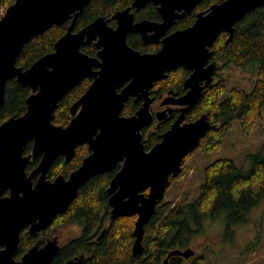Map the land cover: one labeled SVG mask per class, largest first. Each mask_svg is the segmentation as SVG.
<instances>
[{
	"label": "water",
	"instance_id": "95a60500",
	"mask_svg": "<svg viewBox=\"0 0 264 264\" xmlns=\"http://www.w3.org/2000/svg\"><path fill=\"white\" fill-rule=\"evenodd\" d=\"M203 0H134L111 19L99 17L74 32L76 20L90 0H15L0 17V108L10 80L28 87L22 115L0 124V264H52L60 253L58 238L38 240L19 259L20 235L30 237L46 230L66 212L79 189L91 178L119 169L107 188L110 218L134 217L131 247L133 257L143 254L145 225L164 198L171 179L182 172V163L215 126L206 114L185 121L213 84L219 68L210 61V50L221 33L230 42L235 24L264 6V0H223L196 14L192 25L169 33L176 22L190 14ZM156 7L160 21L135 20L147 5ZM70 20L66 33L56 41L53 52L30 67L17 66L24 46L52 26ZM169 33V34H168ZM129 34L140 35L145 45L160 44L154 53H142L127 43ZM92 45L89 56L82 48ZM178 68L191 71L184 81L187 92L170 102L181 106L170 128L145 150L142 129L152 122L148 98L155 83ZM84 79H92L85 93L70 108L66 126L53 124L58 103ZM143 100L131 116L122 115L125 103ZM169 103V102H167ZM32 143L30 154H25ZM87 146L88 155L67 177L53 180L48 171L58 157L69 162L77 147ZM40 158L30 172V160ZM191 248L169 251L172 257L189 259ZM86 256L64 264H84Z\"/></svg>",
	"mask_w": 264,
	"mask_h": 264
},
{
	"label": "trees",
	"instance_id": "16d2710c",
	"mask_svg": "<svg viewBox=\"0 0 264 264\" xmlns=\"http://www.w3.org/2000/svg\"><path fill=\"white\" fill-rule=\"evenodd\" d=\"M14 1L0 0V17ZM133 1L90 0L76 20L74 32L83 29L99 17L111 19L117 11L130 7ZM221 1L223 0H203L190 14L177 21L171 31L192 25L197 13L206 11L211 5ZM141 19L159 21L156 7L149 4L135 13V20ZM69 25L70 20L60 26H52L33 38L24 46L17 59V66L27 69L39 58L53 52L54 44L66 33ZM109 25L114 27L115 21L111 19ZM227 39L228 34L221 33L210 49L212 51L210 61L220 64L216 76L221 77L218 71L232 65L244 71L255 68L256 78L250 90L234 87L228 89L223 78L205 88L201 100L186 116V121L191 122L206 114L210 123L215 126L207 132L196 148L204 153L217 152L221 149L234 120H238L243 132L248 134L253 131L258 120L264 123V6L238 21L234 26L232 40L227 42ZM127 43L142 53H153L160 47L155 44L145 45L137 34L129 35ZM82 51L92 57L97 55L92 45L82 48ZM179 72L183 73V70L170 73L169 77L177 78L174 76ZM90 83V79H84L64 96L55 110L53 124L66 126L69 123L71 106L85 93ZM30 94V88L14 80L8 81L4 105L0 108V124L12 116L23 114L26 110V99ZM224 95L228 96L222 99ZM136 109L137 105L129 99L122 110V115L131 116ZM169 127L170 121L166 119L157 126L142 129L145 149L149 150L155 145L159 141L158 135L166 132ZM31 149L32 143L29 142L25 154H30ZM87 155V146L82 145L76 148L69 162L58 157L48 172V178L53 180L58 175H69L80 166L82 159ZM188 156L182 163V174ZM39 161L40 158L30 160L26 172L30 173ZM250 161L251 168L244 173L232 160L219 158L205 167L204 180L197 198L184 204L167 202L163 198L144 227L143 254L140 257H133L131 254L136 217L115 220H111L110 217L109 220L107 217L109 212L107 188L119 169L118 165L115 170L96 175L84 184L68 210L58 215L46 230L33 237L24 230L20 235L15 258L19 259L38 240L44 243L57 236L60 228L66 225H79L82 227L81 236L66 242L52 264H64L82 255L86 256L84 264H163L169 251L189 247L192 235L201 231L205 219L214 221L224 215L226 230L245 221L250 210L264 197V140L260 151L251 155ZM177 178L171 179L169 188ZM101 212H104V216H101ZM105 218L109 225L103 230L106 226L103 224ZM100 234L102 236L98 242H90L91 238H97ZM169 264H205V258L172 257Z\"/></svg>",
	"mask_w": 264,
	"mask_h": 264
},
{
	"label": "rangeland",
	"instance_id": "374dc122",
	"mask_svg": "<svg viewBox=\"0 0 264 264\" xmlns=\"http://www.w3.org/2000/svg\"><path fill=\"white\" fill-rule=\"evenodd\" d=\"M2 12V11H1ZM220 64H218L219 66ZM228 89L250 90L255 80V68L246 71L228 65L219 71ZM224 95L222 99L227 98ZM264 140V123L261 120L251 133H244L238 120L228 130L221 149L204 153L195 149L186 158L185 170L164 194V200L184 204L197 198L204 180V169L219 158H227L248 172L250 156L258 153ZM185 160V159H184ZM79 232L75 226L59 229L57 238H71ZM189 248L195 256H204L205 264H264V197L253 207L245 221L226 230L225 216L212 221L205 219L201 231L192 235Z\"/></svg>",
	"mask_w": 264,
	"mask_h": 264
},
{
	"label": "flooded vegetation",
	"instance_id": "af4514ba",
	"mask_svg": "<svg viewBox=\"0 0 264 264\" xmlns=\"http://www.w3.org/2000/svg\"><path fill=\"white\" fill-rule=\"evenodd\" d=\"M140 12V11H139ZM134 16H135V13H134ZM142 20V19H141ZM139 21V20H137ZM160 21V20H159ZM115 25H116V22H115ZM115 27V26H114ZM172 32L171 30L169 31V33ZM168 33V34H169ZM129 35H136V34H129ZM128 35V36H129ZM140 36V35H139ZM142 39V38H141ZM149 45V44H148ZM155 45H159L161 46L160 44H155ZM160 49V47H159ZM158 49V50H159ZM157 52V51H156ZM146 53V52H145ZM154 53V52H153ZM182 69L183 70V73L179 72L177 74V76H174V77H177V78H170L169 75L168 77L169 78H166L164 80H161L157 83H155V85L153 86V88L150 89L149 91V95H148V98H150L152 100L150 106H149V110H150V113L152 114V122L149 126H146L144 127L143 129H147V128H150L152 127L153 125H158L160 124L161 121L163 120H166L168 119L170 121V126L171 124L174 122V120L177 118V116L179 115L180 113V109H181V106L179 105H176V104H173V103H170L171 101L174 102L176 101L177 98L183 96L187 90L184 88V81L190 76L191 74V71L189 70H185L183 68H178L177 70H180ZM176 70V71H177ZM175 72V71H174ZM219 72V71H218ZM173 73V72H171ZM216 73L217 71L214 73V80H213V83H216L218 81V77L216 76ZM180 77V78H179ZM183 77V78H181ZM91 82H92V79H90ZM181 83V84H180ZM91 84V83H90ZM181 87V88H180ZM129 99H132L133 102L137 105V109L135 112H137L140 107L142 106L143 104V100H140L138 102H135V100L133 98H129ZM129 101V100H128ZM127 101V102H128ZM126 102V103H127ZM169 102V103H167ZM125 103V104H126ZM125 107V105H124ZM124 109V108H123ZM134 112V113H135ZM188 114V113H187ZM187 114L185 115V121H186V116ZM170 128V127H169ZM142 132V131H141ZM144 136V135H143ZM159 137V135H158ZM160 141V140H159ZM158 141V142H159ZM154 146V145H153ZM152 146V147H153ZM144 147H145V144H144ZM146 150V149H145ZM147 151V150H146ZM86 157V156H85ZM63 158V157H62ZM64 159V158H63ZM65 161V160H64ZM52 167V166H51ZM76 170V169H75ZM49 172V171H48ZM59 176V175H58ZM68 176V175H67ZM65 176V177H67ZM56 178V177H55ZM108 195V193H107ZM108 200H109V195H108ZM108 203V201H107ZM108 206H109V212H108V219L110 216V211H111V207L108 203ZM101 216H104V212H101ZM136 217V216H134ZM104 218V217H103ZM137 218V217H136ZM118 219V218H117ZM110 220V219H109ZM136 220V219H135ZM103 224L106 225L104 227L103 230H105L108 225H109V222L107 220V218L104 219L103 221ZM66 226H75V228H78L79 232L77 233V235H74L73 237L71 238H67L66 236H62V238L58 239V244L60 246V252H61V249L62 247L64 246V244L66 242H68L69 240L71 239H75V238H79L81 236V233H82V227L79 226V225H66ZM65 227V226H64ZM59 231V230H58ZM104 231H102L101 234H103ZM99 235L97 238H91L90 239V242L92 243H95V242H98L101 238L102 235ZM58 236V235H57ZM55 236V237H57ZM54 238V237H53ZM56 259V258H55ZM72 260V259H71ZM54 262V261H53ZM85 262V261H84Z\"/></svg>",
	"mask_w": 264,
	"mask_h": 264
},
{
	"label": "bare ground",
	"instance_id": "6f19581e",
	"mask_svg": "<svg viewBox=\"0 0 264 264\" xmlns=\"http://www.w3.org/2000/svg\"><path fill=\"white\" fill-rule=\"evenodd\" d=\"M182 78V77H181ZM178 79V78H177ZM181 84V83H180ZM181 88V87H180ZM121 219H123V218H121ZM92 240V239H91ZM89 243V242H88ZM67 259V258H66ZM65 261V260H64ZM63 263V262H62Z\"/></svg>",
	"mask_w": 264,
	"mask_h": 264
}]
</instances>
